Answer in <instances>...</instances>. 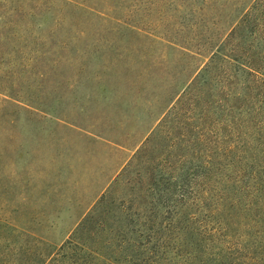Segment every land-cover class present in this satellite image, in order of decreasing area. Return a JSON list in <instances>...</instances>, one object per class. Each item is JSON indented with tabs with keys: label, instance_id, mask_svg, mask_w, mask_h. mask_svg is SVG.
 <instances>
[{
	"label": "rangeland",
	"instance_id": "1",
	"mask_svg": "<svg viewBox=\"0 0 264 264\" xmlns=\"http://www.w3.org/2000/svg\"><path fill=\"white\" fill-rule=\"evenodd\" d=\"M235 1H14L43 10L10 30L0 58V227L17 236L9 264H36L42 240L54 245L52 264L182 263L178 234H204L209 212L219 219L225 202L249 199L264 208V191L254 193L264 187L262 75L219 61L204 85L182 91L210 60L185 46L219 38ZM249 47L264 57L263 42ZM85 217L108 257L62 259Z\"/></svg>",
	"mask_w": 264,
	"mask_h": 264
},
{
	"label": "trees",
	"instance_id": "2",
	"mask_svg": "<svg viewBox=\"0 0 264 264\" xmlns=\"http://www.w3.org/2000/svg\"><path fill=\"white\" fill-rule=\"evenodd\" d=\"M14 1L0 0V42L2 43L0 58H4L7 53L3 45L10 39V30L20 26L24 21H30L34 16L40 15L39 11L43 10L35 7L39 4L32 5L34 7L26 10L23 6L25 3L15 5ZM65 5L68 8L84 9L83 6L78 4L76 6V3L73 2H65ZM230 15L225 31L215 41H211L205 49L198 48L195 50L185 46L189 50L186 55L194 56V53H196L201 56H207L210 60L204 65L202 63L197 64L195 68L189 71L183 81L182 91L192 88L195 83L202 82L204 85L205 76L215 72L219 61L227 65L238 66L243 72L253 77L262 75L264 79V69L259 65V62L264 61V57L256 58L254 54H251L249 50L252 46L247 49L244 48V44L251 42L252 39L253 41L258 39V41L264 43V0H236L232 4ZM259 33L261 37H254V35ZM2 61L3 59L0 62ZM262 81L264 82V80ZM4 91L8 90L0 88V92L5 93ZM9 96L13 98L11 94ZM7 103L8 101L5 100L4 104L6 105ZM15 105L21 107L19 104ZM37 108L40 109V107ZM165 109L166 105L162 108L160 115ZM153 125L149 127L147 133L153 128ZM259 191L263 192L264 187H257L254 190L255 196ZM258 198L260 197L258 196ZM204 204L208 205L206 202ZM234 206L235 204L225 202L223 210L220 209L223 216L219 219L217 218L220 212H209L202 220L203 225H205V233L203 234L200 231L197 234V238L195 231L190 230V228H188L184 236L178 234L180 246L174 251L176 255L174 257L182 259V263L177 261L176 263L173 262V264H264V208L250 199L244 201L241 209L237 207L235 209L233 208ZM208 209L209 207H206V211ZM240 216L242 219L238 221L239 226L234 228L235 219ZM187 219L185 218V220ZM86 220L87 217L79 223L73 232L68 231L66 233L65 236L69 237L61 243V250L68 248L71 252L70 254L65 252L61 255L62 259H75L78 257H76L79 254L78 251L80 253L83 252L85 254L84 257H108L99 248L91 245L92 237L90 233L92 230L89 229V226H85ZM251 222L254 223L253 227L250 224ZM213 224L217 226L210 228ZM13 231L14 228L0 227V264H9V258L4 253V250L10 246V241L15 236L13 235L9 238ZM19 233V236L35 237L30 234ZM174 236L175 233L172 232L171 237ZM35 240L40 243V238H35ZM42 245L44 254L41 259L40 256L36 258L38 259L36 264H52L59 260L54 256V251L52 250L54 245L52 243L42 240ZM155 262L156 264L162 263L159 260Z\"/></svg>",
	"mask_w": 264,
	"mask_h": 264
}]
</instances>
